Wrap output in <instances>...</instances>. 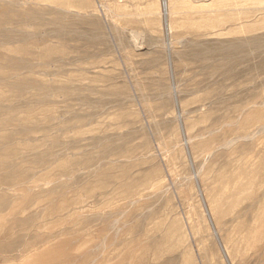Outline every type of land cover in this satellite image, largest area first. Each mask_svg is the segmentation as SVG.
Listing matches in <instances>:
<instances>
[{
    "label": "rangeland",
    "instance_id": "rangeland-1",
    "mask_svg": "<svg viewBox=\"0 0 264 264\" xmlns=\"http://www.w3.org/2000/svg\"><path fill=\"white\" fill-rule=\"evenodd\" d=\"M165 1L0 0V264H264V0Z\"/></svg>",
    "mask_w": 264,
    "mask_h": 264
},
{
    "label": "bare ground",
    "instance_id": "bare-ground-1",
    "mask_svg": "<svg viewBox=\"0 0 264 264\" xmlns=\"http://www.w3.org/2000/svg\"><path fill=\"white\" fill-rule=\"evenodd\" d=\"M168 8V1L166 0L164 3H163V9L166 11ZM251 118H254V116H252ZM261 129V127H260Z\"/></svg>",
    "mask_w": 264,
    "mask_h": 264
}]
</instances>
